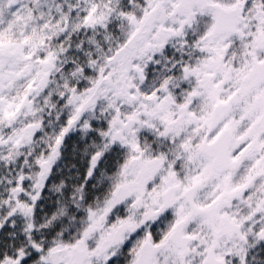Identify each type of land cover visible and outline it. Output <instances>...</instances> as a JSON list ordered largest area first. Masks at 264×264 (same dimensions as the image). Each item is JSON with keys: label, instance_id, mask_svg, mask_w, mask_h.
Listing matches in <instances>:
<instances>
[{"label": "flooded vegetation", "instance_id": "flooded-vegetation-1", "mask_svg": "<svg viewBox=\"0 0 264 264\" xmlns=\"http://www.w3.org/2000/svg\"><path fill=\"white\" fill-rule=\"evenodd\" d=\"M239 1L243 22L236 34L221 37L240 39L228 42L220 62L197 66L188 81L174 67L157 75L156 88H149L147 75L141 79L134 66L137 85L121 72L106 136L112 147L123 150L124 163L113 165L114 192L84 239L88 264L94 259L135 264L144 244L155 250L149 264H208L210 253L218 264H253L259 256L257 243L264 240V0L223 5ZM194 2L196 9L204 3ZM189 11L195 19L190 40L211 50L217 39L209 43L203 36L213 25V10L206 8L199 17ZM246 19L250 34L243 36L239 31ZM50 65L46 73L55 62ZM110 74L104 86L111 84ZM45 78L50 85L53 74ZM124 78L130 96L121 88ZM57 142L46 157L51 168L60 154L59 149L52 158ZM118 188L128 194L119 203Z\"/></svg>", "mask_w": 264, "mask_h": 264}, {"label": "trees", "instance_id": "trees-1", "mask_svg": "<svg viewBox=\"0 0 264 264\" xmlns=\"http://www.w3.org/2000/svg\"><path fill=\"white\" fill-rule=\"evenodd\" d=\"M146 0H25L24 21L12 25L16 37L8 39L17 49L25 41L33 57L48 53L57 57L51 84L39 101L41 129L32 144L0 147V264H50V251L71 246L83 240L93 215L109 201L118 181L113 165L124 163V152L112 147L106 136L110 122V106L99 102L87 113L63 141L50 175L35 192L32 181L39 168L36 161L49 156L51 148L72 118L69 100L74 94L86 93L94 82L109 70L108 59L122 49L133 20L145 13ZM96 10L103 18L100 25L85 28L88 10ZM69 21L66 32L61 29ZM53 34V35H52ZM175 53L165 51L148 64L146 80L149 88L157 87V75L172 72L176 66L189 64L194 57V39L187 35ZM16 97H22L28 83L19 81ZM30 122L33 120L30 119ZM100 158L90 174L92 158ZM24 184L17 198L13 195L20 182ZM35 197L32 198L31 196ZM15 201L25 206L15 211ZM259 256L253 264H264V242L259 241ZM91 250V248H89ZM92 264H116L94 259Z\"/></svg>", "mask_w": 264, "mask_h": 264}, {"label": "rangeland", "instance_id": "rangeland-1", "mask_svg": "<svg viewBox=\"0 0 264 264\" xmlns=\"http://www.w3.org/2000/svg\"><path fill=\"white\" fill-rule=\"evenodd\" d=\"M208 1L222 4L219 0ZM186 3L187 0H146L145 11H148L154 6H159L160 10L157 20L151 32L143 37L133 53L127 54L124 51H120L116 56H113L110 64L111 84L101 88L98 94V100H114L116 88H118L120 83V74L123 71H125L126 76L130 77V80L137 85L138 78L135 73L132 72L131 67L136 65L143 70L146 69V66L151 59L160 54V52L168 46L171 41L182 39L183 34L187 30L193 29L192 25L194 24L195 19L191 15L189 9H187L185 5ZM20 4H22L21 8H19ZM24 9L25 5L21 0H0V49L10 48L18 54L17 59L12 61H5L0 58V78L3 76L10 77L9 82L6 84V89L0 91V147L23 144V141L26 138L25 130L28 121L30 119H38V113L35 110L32 95L39 86H42L45 83L47 79L45 76L50 75L49 72L47 75L43 74L40 65L43 63H51L53 61V56L49 53L42 58L33 57V52L30 54L28 49L37 44L29 46V44L23 41L24 43H22V45L25 47H22L19 50L15 47L14 43L9 44L7 42L8 39L12 40L16 38L9 30L10 21L12 22V25H16L17 23L22 22V20L24 21V17L26 16L25 13H27ZM191 10L196 12L197 17L203 14L199 9L192 8ZM99 21H101V19H99ZM135 21L136 20H133L132 24H134ZM246 21L247 19L240 27L239 31L243 36L250 34L244 27L248 26ZM135 25L132 28L130 27V33L135 28ZM159 29L165 31L159 34ZM254 34L256 35L257 32ZM238 39H240V35L229 40L228 38L220 37L212 45L211 50H208L205 45L196 44L194 62L189 64L191 66L181 65L179 67V72L181 73L182 78L188 81L192 76L191 74L196 71L195 68L204 63L220 62L224 53V47L228 42ZM19 80H24L29 84L27 91L22 97H16V92L18 91L17 83H19ZM84 96L85 95H73L71 97L70 104L74 111L77 110L80 102L84 99ZM44 160L39 162V166H47V158ZM35 185L37 188L39 187L37 186V183H35ZM20 191L21 189H19L18 186L13 195L14 199L17 198V192ZM31 197L34 198L35 196L32 195ZM24 210L25 206L20 202L15 201L14 211L24 212ZM101 212L102 210L93 215L92 224L90 225L88 232L93 226L94 219L97 218ZM4 264L14 263L10 260H6Z\"/></svg>", "mask_w": 264, "mask_h": 264}, {"label": "water", "instance_id": "water-1", "mask_svg": "<svg viewBox=\"0 0 264 264\" xmlns=\"http://www.w3.org/2000/svg\"><path fill=\"white\" fill-rule=\"evenodd\" d=\"M194 0H189V7L194 5ZM206 7H211L214 10L215 13V22L212 27V29L207 32L204 35V40H207L209 43L214 41L216 38H218L220 35L225 34L226 36L235 34L237 32V26L240 25L243 21L242 17V7L240 4H236L231 8H225L223 6H220L218 4L213 3H203L202 9ZM159 11V7L155 6L151 10L148 11V13L143 17L141 20L139 26L137 29L133 32V34L127 39V41L124 44V48L128 52H133L136 48V46L141 41L142 37L150 32L154 22L156 21L157 14ZM0 57L4 60H11L16 57V53L10 50H1L0 51ZM140 76L141 79L144 78L142 75V70L138 67L133 68ZM45 70V69H44ZM106 81V78H103L99 80L87 98L83 101L80 108L78 109L76 115L74 118L68 122L67 126L65 127L59 141L57 142L54 150H53V158L56 159L58 156L59 148L63 142V140L66 138L68 133L72 130L74 125L81 119V117L90 110L94 105V99L96 97V94L99 91L100 86L102 83ZM126 90H128V86L124 87ZM0 89H3L2 84L0 83ZM126 96H130L126 92ZM39 125L37 124H31L28 126V137L27 140L31 141L34 134L38 131ZM99 156L96 155L93 158V164L92 168H95ZM49 174V170L45 167L38 175V183H43ZM122 192L123 198L117 199V202L119 203L128 196V194H125V190L118 188L114 194V197L117 198V195ZM154 248V247H153ZM150 247L148 244L142 245L140 249L139 256L137 258V261L135 264H149V260L151 255L154 253V249ZM157 249V248H155ZM103 247H101L98 250V255L102 253ZM48 259L51 264H85L88 259V254L85 248V245L83 242H80L76 245L71 246L70 248H63L59 250L51 251L48 255ZM207 262L208 264H218L219 260H217L213 254H209L207 256Z\"/></svg>", "mask_w": 264, "mask_h": 264}]
</instances>
